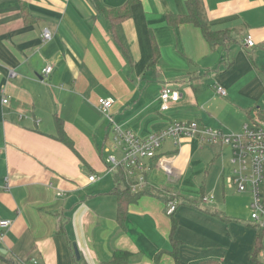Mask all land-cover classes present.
I'll return each mask as SVG.
<instances>
[{
	"label": "crops",
	"instance_id": "1",
	"mask_svg": "<svg viewBox=\"0 0 264 264\" xmlns=\"http://www.w3.org/2000/svg\"><path fill=\"white\" fill-rule=\"evenodd\" d=\"M128 1L98 0L113 10ZM185 2L134 0L130 17L113 29L92 0H0V219L10 222L0 264H103L116 252L130 254L126 264H251L256 230L245 223V232L221 210L233 189L225 146L164 141L145 161L147 193L118 220L104 158L120 159L123 144L99 98L112 99L114 123L142 139L193 121L237 134L264 114V0H203L211 29L230 32L220 47L190 24H168L169 14L186 13ZM165 87L180 99L161 111ZM56 120L74 151L57 140ZM203 196L212 201L202 203ZM167 197L179 200L172 216Z\"/></svg>",
	"mask_w": 264,
	"mask_h": 264
},
{
	"label": "built area",
	"instance_id": "2",
	"mask_svg": "<svg viewBox=\"0 0 264 264\" xmlns=\"http://www.w3.org/2000/svg\"><path fill=\"white\" fill-rule=\"evenodd\" d=\"M43 41L51 39L49 31L43 32ZM245 48L254 47L252 37L244 39ZM52 68L46 66L42 73L49 75ZM13 76V72L10 73ZM220 96H226L222 87L215 88ZM180 99V94L176 89L165 87L160 94L161 111L168 109L169 103H175ZM7 99L2 100L6 104ZM113 100L110 98H99L97 108L108 122L109 127L114 132V139L117 145L123 144L122 155L117 159L113 155L104 158V163L109 171L114 173L118 167L123 168L127 179L131 182V192L137 193L145 189V161L154 159L164 141L174 140L177 145L182 138L196 137L199 143L209 145H220L231 150V184L240 192H247L251 197L250 222L258 228H264V119L255 117L250 122L243 125L240 133L227 134L220 129L203 128L197 122H175L165 129L151 134L146 138H139L128 131H122L113 121L110 108ZM95 177H89V181H94ZM212 197L203 196L202 203H210ZM178 206L177 199H173L166 204V215L171 216ZM10 226V222L0 219V241L4 231Z\"/></svg>",
	"mask_w": 264,
	"mask_h": 264
},
{
	"label": "trees",
	"instance_id": "3",
	"mask_svg": "<svg viewBox=\"0 0 264 264\" xmlns=\"http://www.w3.org/2000/svg\"><path fill=\"white\" fill-rule=\"evenodd\" d=\"M134 0L128 1L125 6L119 9H107L105 6L101 5L98 0H92L94 8L98 14L104 15L106 19L110 22L111 27L114 29L117 24H120L124 20L130 17V5ZM186 13L184 15H175L169 14L167 18V22L171 26H178L181 24H190L200 30L202 36L206 40V42L212 47H220L226 44V42L231 41L230 32L229 31H214L211 29L203 0H186ZM24 19L26 22H30L26 9L23 8ZM154 48V57L152 61L149 63V66H152L156 63V48ZM260 119H264V114H258ZM56 126L58 128L57 131V140L68 146L71 150L74 151V146L72 141L66 136L64 131L61 129V123L59 120H56ZM114 182L115 188L112 190V193L117 197V213L118 220L121 222L124 218L127 207L131 203L137 202V200L144 194H146V190H142L137 193L131 192V182L127 179L125 175V171L123 168L118 167L114 172ZM165 204L169 201L175 199V197H167ZM178 205H179V200ZM187 204L192 207H198L196 203L187 201ZM213 216L217 218L227 221L229 220L227 217L219 214L217 211L211 212ZM172 216V215H171ZM176 223L172 220L171 228L172 232L175 229ZM254 230H256V236L254 239V243L252 246V250L250 253V261L251 264H259V255L263 251L264 248V228H258L254 225H250ZM74 250V248H73ZM74 256L75 250H74ZM130 254L127 252H116L112 259L103 264H126L129 260ZM204 264H220L216 261H210Z\"/></svg>",
	"mask_w": 264,
	"mask_h": 264
},
{
	"label": "rangeland",
	"instance_id": "4",
	"mask_svg": "<svg viewBox=\"0 0 264 264\" xmlns=\"http://www.w3.org/2000/svg\"><path fill=\"white\" fill-rule=\"evenodd\" d=\"M193 138L197 139L196 137H193ZM200 145L205 146V147L209 146V144H200ZM223 151L225 155V159H224L225 164L226 166L228 164V167L231 168L232 167L230 163V160L232 158L231 150L228 147H225L223 148ZM230 184H231V181H230ZM231 186L233 187V189L229 191V193L225 196V203L221 204L222 205L221 210L225 212L226 215H229L230 217L236 220L235 222L231 224L241 227L246 232L247 228L245 229V227L242 225L243 224L245 225V223L246 224L248 223L249 225H251V222H250L251 210L249 207L251 203V197L247 192L240 193L234 188L232 184ZM248 229L254 231L253 228L251 227L250 228L248 227ZM235 235L240 236V241L246 240V238H243L245 236V233H242L241 231H239V234L235 233ZM261 260H263L262 257H261Z\"/></svg>",
	"mask_w": 264,
	"mask_h": 264
},
{
	"label": "water",
	"instance_id": "5",
	"mask_svg": "<svg viewBox=\"0 0 264 264\" xmlns=\"http://www.w3.org/2000/svg\"><path fill=\"white\" fill-rule=\"evenodd\" d=\"M74 250H75V255H76V257L78 258V257H79V254H78V251H77L75 245H74Z\"/></svg>",
	"mask_w": 264,
	"mask_h": 264
}]
</instances>
